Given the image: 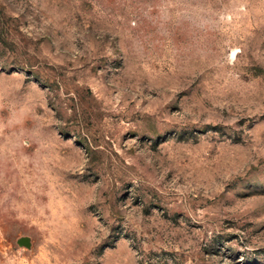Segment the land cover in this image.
<instances>
[{
  "label": "rangeland",
  "instance_id": "rangeland-1",
  "mask_svg": "<svg viewBox=\"0 0 264 264\" xmlns=\"http://www.w3.org/2000/svg\"><path fill=\"white\" fill-rule=\"evenodd\" d=\"M0 264H264V0H0Z\"/></svg>",
  "mask_w": 264,
  "mask_h": 264
},
{
  "label": "water",
  "instance_id": "water-1",
  "mask_svg": "<svg viewBox=\"0 0 264 264\" xmlns=\"http://www.w3.org/2000/svg\"><path fill=\"white\" fill-rule=\"evenodd\" d=\"M19 242H20L21 244H24V245H30V239H29V237H27V236H25V237H21V238L19 239Z\"/></svg>",
  "mask_w": 264,
  "mask_h": 264
}]
</instances>
